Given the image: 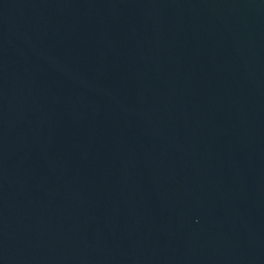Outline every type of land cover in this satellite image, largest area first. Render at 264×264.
<instances>
[{
  "label": "water",
  "instance_id": "water-1",
  "mask_svg": "<svg viewBox=\"0 0 264 264\" xmlns=\"http://www.w3.org/2000/svg\"><path fill=\"white\" fill-rule=\"evenodd\" d=\"M0 264H264V0H0Z\"/></svg>",
  "mask_w": 264,
  "mask_h": 264
}]
</instances>
